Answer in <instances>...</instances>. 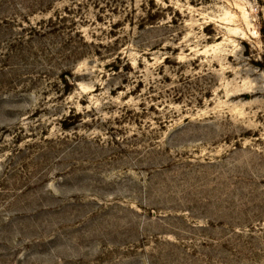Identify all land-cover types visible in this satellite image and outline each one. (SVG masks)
<instances>
[{
	"label": "rangeland",
	"instance_id": "1",
	"mask_svg": "<svg viewBox=\"0 0 264 264\" xmlns=\"http://www.w3.org/2000/svg\"><path fill=\"white\" fill-rule=\"evenodd\" d=\"M0 264H264V0H0Z\"/></svg>",
	"mask_w": 264,
	"mask_h": 264
}]
</instances>
